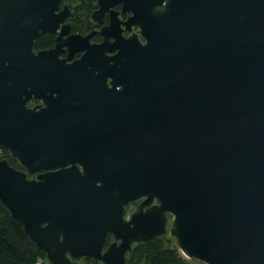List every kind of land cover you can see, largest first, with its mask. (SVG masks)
I'll return each instance as SVG.
<instances>
[{"label":"water","instance_id":"1","mask_svg":"<svg viewBox=\"0 0 264 264\" xmlns=\"http://www.w3.org/2000/svg\"><path fill=\"white\" fill-rule=\"evenodd\" d=\"M61 1L0 0V147L24 168L0 160V200L46 264H128L169 233L206 264H264V0H98L139 29L112 11L102 43L66 39L73 62L34 50Z\"/></svg>","mask_w":264,"mask_h":264},{"label":"flooded vegetation","instance_id":"2","mask_svg":"<svg viewBox=\"0 0 264 264\" xmlns=\"http://www.w3.org/2000/svg\"><path fill=\"white\" fill-rule=\"evenodd\" d=\"M89 2L91 4V7H88L89 5H87V3ZM74 4L76 6H74ZM66 5L69 6V10H68L69 13L66 16L64 22H61V26L59 27L57 31H45L41 33L35 41V47H34L35 51L55 48L57 44L62 41V45L60 46V50H59V58H66L68 62H73L74 60L81 58L85 51L79 50V49L74 50V48L72 51L70 46L65 44L66 39L74 34H81L83 36H89L90 44L102 43L106 38V35L103 30L107 26H110L111 24L112 11L119 12L117 17L120 20L119 25L122 28V33L124 36H129L130 34H132L133 32L139 29L138 25L131 24L130 26H127V24L124 23L127 19H129V17L133 13L130 10L123 12L122 2H117L114 5H112L110 9L105 10L102 13L95 14L96 11H99L101 9V4H99L98 0H62L57 12L62 11ZM64 24L69 25V27L65 28L67 32H65L58 40L60 32L62 30V26ZM114 39H115L114 36L112 35L109 36L110 42H113ZM114 52L115 51H110L108 53L113 54ZM41 102L42 100L40 99H32L29 101V105L34 106ZM144 199L145 197L139 198L131 202L128 205L127 217H129L135 211V209H137L138 205ZM154 203H156V201H154ZM167 236H170V235H167ZM167 236L163 238H166ZM113 241H114L113 235L109 234L107 236V243L104 247V251L108 248L110 243ZM142 243H145V242H142ZM137 244L138 243L135 242L132 245L133 248ZM131 251H127L126 253L128 264H129V254ZM81 262L82 263L85 262V264L89 262L91 264H103L101 260L93 259L89 257H82L80 260H78L77 264H81Z\"/></svg>","mask_w":264,"mask_h":264},{"label":"trees","instance_id":"3","mask_svg":"<svg viewBox=\"0 0 264 264\" xmlns=\"http://www.w3.org/2000/svg\"><path fill=\"white\" fill-rule=\"evenodd\" d=\"M87 5L91 7L90 2ZM3 158L14 167L24 169L5 148L0 153V160ZM40 255L46 256L45 251L37 247L21 222L0 200V264H35ZM197 261L187 257L176 242L170 244L163 237L151 243H138L129 254V264H197Z\"/></svg>","mask_w":264,"mask_h":264},{"label":"rangeland","instance_id":"4","mask_svg":"<svg viewBox=\"0 0 264 264\" xmlns=\"http://www.w3.org/2000/svg\"><path fill=\"white\" fill-rule=\"evenodd\" d=\"M74 3H75V1H74ZM74 6H76L75 4H74ZM168 235H170V236H167L166 238L167 239H170V240H168V242L170 243V244H174L175 242L177 243V239H176V237H174L173 235H171L170 233L168 234ZM46 253V252H45ZM48 262V258H47V254H46V256H44L43 257V255H40L37 259H36V261H35V264H46ZM81 264H85V262H81ZM197 264H206L205 262H203V261H201V260H198L197 261Z\"/></svg>","mask_w":264,"mask_h":264},{"label":"built area","instance_id":"5","mask_svg":"<svg viewBox=\"0 0 264 264\" xmlns=\"http://www.w3.org/2000/svg\"><path fill=\"white\" fill-rule=\"evenodd\" d=\"M2 149H3V148L0 147V153L2 152Z\"/></svg>","mask_w":264,"mask_h":264},{"label":"bare ground","instance_id":"6","mask_svg":"<svg viewBox=\"0 0 264 264\" xmlns=\"http://www.w3.org/2000/svg\"><path fill=\"white\" fill-rule=\"evenodd\" d=\"M31 106V105H30Z\"/></svg>","mask_w":264,"mask_h":264}]
</instances>
